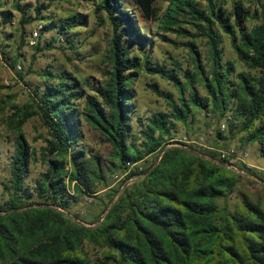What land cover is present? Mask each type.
<instances>
[{
	"label": "trees",
	"instance_id": "obj_1",
	"mask_svg": "<svg viewBox=\"0 0 264 264\" xmlns=\"http://www.w3.org/2000/svg\"><path fill=\"white\" fill-rule=\"evenodd\" d=\"M15 1L24 25L50 18L42 34L55 31L77 51L75 29L86 26L88 16L72 14L58 22L42 15L69 0L39 3L34 16L31 6ZM79 1L93 2L98 21L110 27L108 78L94 85L78 68L58 73L51 66L39 73L43 81L34 87L31 104L13 107L18 135L9 175L1 183L0 264H264V173L248 163L239 166L244 174L237 173L216 149L167 145L178 124L190 128L198 112L218 115V122L228 114V135L216 126L215 144L226 141L225 149H231L228 142L239 137L242 145L257 144L264 159V0H255V9L243 0H232L230 8L227 0ZM159 1L169 2L164 12L156 6ZM2 15L4 23L14 18L12 11ZM148 21L158 22L165 33L193 37L185 44L192 70L173 56L175 67L153 61L147 50L155 41L142 25ZM197 37L205 40L206 52ZM226 38L245 69L225 58ZM56 42L43 48L38 42L37 51L51 50ZM144 75L169 81L177 90L176 95L149 83L168 106L150 117L140 115L137 103ZM36 116L48 133L41 151L47 167L32 181L36 152L23 127ZM85 123L111 145L108 160L83 146ZM155 154L149 167L135 168L109 193L95 222L72 213L80 196L108 189L110 175L126 173L129 164ZM243 179L259 183L261 190L240 189ZM235 193L239 197L231 203ZM89 246L97 249L96 258L89 256Z\"/></svg>",
	"mask_w": 264,
	"mask_h": 264
},
{
	"label": "rangeland",
	"instance_id": "obj_2",
	"mask_svg": "<svg viewBox=\"0 0 264 264\" xmlns=\"http://www.w3.org/2000/svg\"><path fill=\"white\" fill-rule=\"evenodd\" d=\"M169 1V0H168ZM168 1H159L156 6L161 9V12L167 8ZM226 6L230 8L232 0H227ZM246 5H249L252 9L256 7L255 0H243ZM15 0H0V199L3 197L2 182L5 181L9 175L8 169L12 160V156L15 150L17 131L13 120L14 106L20 108L26 107L31 104L33 97L34 87L43 81V78L39 76L42 69L50 68L54 66L56 72H60L62 69H67L69 72H75V68H78L81 75L89 79L94 85H99L106 81L108 78L109 66L105 55L110 47V39L112 36L110 27L108 24H102L98 21L96 14L94 13L95 7L93 2L86 3L85 1L69 0L63 2L54 3L49 9L43 11L44 17L54 16L55 20L60 22L62 19L67 18L72 14H80L88 16V23L86 26H80L75 29L77 32L76 41H78L77 51L72 49L69 44L66 43L64 36L58 38L55 31L49 33L40 34L41 38L38 42L41 43V48L46 47L49 42L57 38V42L54 48L51 50L44 49L43 51H37L36 45L30 44L31 34L39 25H44L49 22L50 18H47L45 22L35 21L29 25L22 23V14L14 7ZM24 6H31L29 8V14L35 15V6L39 3H47L46 0H23ZM202 7H206V2L202 3ZM12 11L14 18L10 23H4L2 12ZM102 24V25H100ZM149 31L154 45L148 47L147 51H150L153 61H165L167 60L172 67H175L176 63L173 62L170 57L173 56L181 63V67L184 69L192 70V53L185 46L188 41L193 40V37L177 36L173 33H165L159 29V23L154 21H148L142 23ZM192 35H197L196 31L188 26ZM42 30V29H41ZM159 33V34H158ZM161 35H166L169 39L176 43L165 41ZM197 44L204 52L207 51L206 42L202 37H197ZM224 48L226 52V59H230L235 62L238 70L245 69V66L241 64L231 46L230 40L225 39ZM14 62H16L14 64ZM15 66V68H14ZM31 71V72H30ZM184 80V71L180 70ZM76 74V73H75ZM77 75V74H76ZM79 75V74H78ZM80 77V75H79ZM157 82L162 89L166 91H173L177 95L176 88L166 80L159 77L152 78L149 76H142L137 86V103L139 107V113L143 117H150L153 113L167 110L165 100L155 94L147 86L149 83ZM88 93L94 94L92 90H87ZM204 93V91H203ZM83 107V103H82ZM211 115V114H209ZM228 115V114H227ZM217 121L220 117L218 115H211ZM178 134L175 139L168 146H195L201 149L207 150H221L225 149L227 142L221 141L220 146L216 145V136L210 135V131L216 130L217 127L211 123L208 116H205L203 112H198L196 121L191 123L190 128L184 127L178 124ZM23 132L29 144L36 152L35 159L33 160L31 173L29 175L30 180H36L41 173L46 171V163L42 158L41 151L46 145V139L48 133L45 127H43L40 119L36 116L28 121L24 127ZM84 141L83 146L89 150H93L96 154H101L108 160L112 153V147L109 144H105L101 139L97 131L92 129L86 123L84 124ZM200 135L205 136L203 142L198 141ZM228 135V129L224 132V136ZM187 137L190 144L183 143L184 138ZM237 137L236 140L228 142L229 147H235L238 151L248 153L247 163L258 171L259 174L264 173V159L260 156L259 146L257 144L242 145ZM227 150V149H225ZM157 154L148 157L146 160L137 163L131 170L126 173L117 172L114 175H110L108 189H102L98 194L80 196L78 203L73 206L72 213L78 215L81 220L87 223L95 222L100 216L103 215V209L105 202L109 200V193L119 187L126 175L129 174L135 168L140 170L149 167L156 159ZM142 168V169H141ZM132 179H129L125 184H130ZM242 190L248 193H258L261 188L259 183L251 181L249 179H243L241 186ZM71 192L73 190L71 189ZM98 197V198H97ZM239 197L238 193H235L231 198V203L236 201ZM88 254L91 258L98 256V251L94 246L87 247Z\"/></svg>",
	"mask_w": 264,
	"mask_h": 264
},
{
	"label": "built area",
	"instance_id": "obj_3",
	"mask_svg": "<svg viewBox=\"0 0 264 264\" xmlns=\"http://www.w3.org/2000/svg\"><path fill=\"white\" fill-rule=\"evenodd\" d=\"M43 28L42 25H39L36 29H34V31L31 34V40H30V44L32 46L37 44L38 39L40 38V34H41V29ZM208 119L211 120V123L213 125L218 126L220 129V132L224 133L227 131L228 129V123L232 120L231 115H227L221 122H218L215 118H213L211 115H208ZM215 134V130L210 131V135H214ZM205 140V136L204 135H200L198 137V141L199 142H203ZM183 143L185 144H190L191 141H189V139H187V137L184 138ZM185 148H187V146L183 145ZM218 154H219V159L221 160H229L227 162V166L228 168L232 169L233 171H236L237 173H241L244 174L245 171L241 170L239 168L240 164H246L247 165V158H248V153L247 152H243V151H238L235 148H231V149H221L218 150ZM160 157L157 159V162L160 160ZM239 164V165H238ZM135 165L137 164H129V169L131 170ZM250 167V166H249ZM142 169V168H141Z\"/></svg>",
	"mask_w": 264,
	"mask_h": 264
}]
</instances>
